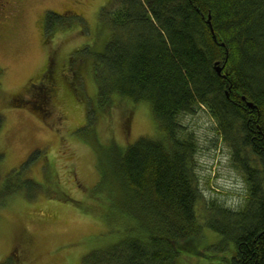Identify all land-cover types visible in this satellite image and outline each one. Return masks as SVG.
I'll return each instance as SVG.
<instances>
[{"label":"trees","instance_id":"trees-1","mask_svg":"<svg viewBox=\"0 0 264 264\" xmlns=\"http://www.w3.org/2000/svg\"><path fill=\"white\" fill-rule=\"evenodd\" d=\"M55 20L64 23L53 11L46 14L49 56ZM99 32L101 44L75 47L68 69L75 71L73 61L87 56L100 112L105 115L116 98L132 106L146 104L159 137L140 136L124 145L114 142L109 132L97 144L85 138L98 150V181L91 185L96 189L88 198L75 199L47 166L41 186L35 187L32 179L22 182L27 195L31 199L42 194L78 205L85 213L104 214L102 219L114 234L105 231L106 243L86 252L82 264H184L185 243L201 232L203 224L196 212V145L191 136L182 137L184 127L177 117L205 106L217 122L220 138L233 149L245 150L240 168L249 184L242 211L216 209L207 218L220 236L214 249L233 248L226 264H264V0H111L99 10L96 32L89 38ZM44 73L48 74L41 72L38 81L47 88ZM33 107L29 105L35 111ZM90 113L96 111L86 114L89 132L94 130ZM8 177L0 184V205L24 190L21 183H7ZM106 188L118 190L114 198L129 197L130 204L123 202L126 209L112 214V199L100 204ZM116 227L121 229L114 231ZM0 264L20 262L10 252Z\"/></svg>","mask_w":264,"mask_h":264},{"label":"rangeland","instance_id":"rangeland-1","mask_svg":"<svg viewBox=\"0 0 264 264\" xmlns=\"http://www.w3.org/2000/svg\"><path fill=\"white\" fill-rule=\"evenodd\" d=\"M7 1L0 4V184L9 176L7 183H21L24 190L8 196L0 205V261L12 252L20 264H82L86 252L106 243L107 234H114L104 223V214L85 213L78 205L42 194L30 199L22 182L32 179L35 187L41 186L47 166L55 181L72 190L75 199L83 195L88 198L96 189L92 186L98 178V150L83 140L104 142L105 133L109 132L114 142L124 145L140 136L159 137L157 125L148 105L132 106V102L122 98H116L103 115L87 56L73 61L75 71L68 69L69 55L75 47L90 42L95 47L101 44V32L94 39L89 36L96 32L99 10L111 0ZM48 10L65 18L61 25L59 18L54 22L56 31L52 32L56 36L49 45L50 56L44 39ZM48 63L46 88L36 84ZM32 84L35 85L31 90ZM9 99L16 104H10ZM27 104L35 106L39 113ZM89 109L97 114L90 113L94 121L91 132L89 123H85ZM177 121L184 127L182 137L191 136L196 145V212L203 224L201 232L185 243L181 262L226 264L233 248L214 249L220 236L206 220L213 210L239 212L247 206L249 184L240 168L245 163V150L233 149L220 138L217 122L205 106L191 114H180ZM115 189L106 188L99 197L100 204L114 201L110 202L112 214L126 209L123 202L130 204L124 194L123 199L114 198L118 191ZM125 217L132 219L128 212ZM120 223L118 219L117 224ZM116 229L121 228H113Z\"/></svg>","mask_w":264,"mask_h":264},{"label":"water","instance_id":"water-1","mask_svg":"<svg viewBox=\"0 0 264 264\" xmlns=\"http://www.w3.org/2000/svg\"><path fill=\"white\" fill-rule=\"evenodd\" d=\"M214 66H215L216 71L220 73L222 67L219 65V61H216L214 63ZM242 99L246 101V105H248L249 107H253V104L251 101H247L244 96H242Z\"/></svg>","mask_w":264,"mask_h":264},{"label":"flooded vegetation","instance_id":"flooded-vegetation-1","mask_svg":"<svg viewBox=\"0 0 264 264\" xmlns=\"http://www.w3.org/2000/svg\"><path fill=\"white\" fill-rule=\"evenodd\" d=\"M4 3H8V1H7V0H0V4L4 5ZM0 13H3V11L0 10ZM61 14H62V13H61ZM62 16H63V14H62ZM47 75H48V74H45V73H44L42 77L45 78V77H47ZM44 81H45V79H44ZM38 82H42V83H44L42 80H39Z\"/></svg>","mask_w":264,"mask_h":264}]
</instances>
